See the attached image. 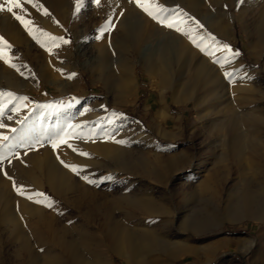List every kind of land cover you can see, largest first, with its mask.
<instances>
[{
	"label": "rangeland",
	"instance_id": "obj_1",
	"mask_svg": "<svg viewBox=\"0 0 264 264\" xmlns=\"http://www.w3.org/2000/svg\"><path fill=\"white\" fill-rule=\"evenodd\" d=\"M171 1L158 0L167 8L182 10L194 18L184 17L185 24L181 27L194 29V35L211 33L220 49L227 44L238 51L240 55L234 58L238 62L221 67L188 36L153 20L132 0H100L99 5L96 0H82L79 12L77 0H59L56 6L39 0L54 20L53 35L69 43L56 46L60 49L65 46L66 53L60 59L52 54L58 60L51 67L56 71L54 78L31 81L28 75H21L9 64L6 66L7 74L14 77L8 79L9 83L16 85L8 89L0 87V93H4L0 96V124L5 125L0 128V135L8 137L0 141V264H17V251L27 237L42 254L40 235L47 244H52L43 225L45 218L39 216L41 211L49 220L70 228L97 225L86 209L69 201L74 191L55 194L48 182L51 166L79 186H89L93 196L103 197L101 201L110 213L112 198L120 196L123 190L133 192L132 196L149 195L144 197L153 203L150 209L154 213L149 209L139 214L137 210L126 219L113 209L119 219L127 222L131 237L134 234L136 255L130 252L128 259L122 256L115 249V241H106L100 232L102 239L99 238L97 251H82L83 259L88 263L91 260L89 264H264V220L246 218L232 222L225 217L235 183L257 177L264 184V39L255 34L264 17V0H239L232 6L226 0H199L203 13L197 14L177 4V0ZM24 3L25 7L31 5L27 0ZM114 7L117 11L113 13ZM129 11L139 15L144 25L156 27L158 33L138 49V61L132 65L135 81L125 93L120 91L114 70H118L121 60L127 59L117 40L125 33ZM28 13L25 18L45 31L37 12ZM207 15H212V23L217 19L223 22L222 27L209 26ZM9 16L17 22L11 13ZM63 17L67 20L63 21ZM109 21L110 28L101 36L100 29ZM195 21L203 28H197ZM83 32L90 35L89 49L80 56L78 37ZM0 36L6 39L1 29ZM175 37H181L182 57L173 66L169 82H163L153 78L144 63L150 53ZM35 44L39 50L44 47ZM11 45L12 57L22 52ZM220 49L215 55L223 58L225 50ZM130 56L135 58L133 54ZM103 65L108 66L104 69L108 80L102 78ZM198 70L206 73L209 80L201 88L194 83ZM226 71H233V77H226ZM71 73L76 75L69 79ZM187 86L191 92L184 96L182 92ZM9 92L14 94L11 98L7 96ZM161 107L167 111L165 117L158 114ZM61 138H67L68 144L53 148V142ZM227 139L229 145L235 141L239 152L231 154L228 144L220 145V141L223 144ZM97 147L113 152L105 155ZM81 151L89 155H81ZM183 151L189 160L175 170L173 156ZM115 156L132 158V162L141 161L145 166L149 163L146 167L149 173L132 176L110 168ZM65 164L79 165V175ZM85 176L95 183H89ZM17 187H22L26 194L20 195ZM37 192L49 197L53 206L49 208L28 199V195ZM5 211L8 213L2 221ZM248 239L253 240V245L244 251L243 242ZM178 246L180 253L185 252L180 256L175 255Z\"/></svg>",
	"mask_w": 264,
	"mask_h": 264
},
{
	"label": "bare ground",
	"instance_id": "obj_2",
	"mask_svg": "<svg viewBox=\"0 0 264 264\" xmlns=\"http://www.w3.org/2000/svg\"><path fill=\"white\" fill-rule=\"evenodd\" d=\"M47 1L51 2L54 6L59 5V0H46V2ZM172 1H174L173 3H175V0H172ZM226 1H228V4L230 6H232L233 4L237 3L239 0H226ZM177 4L183 5L184 7H186L193 13H196V14L198 12L203 13V10L200 9L199 0H177ZM65 6L68 7V4H66ZM26 8L28 9L29 12L30 11L37 12L39 16L37 18L38 22L41 24V27H43L46 32L51 33V34L54 33V31L56 30V27H55V24H53L54 20L51 19V14L49 16H46L42 13V11L40 12V10L32 7V5H28L26 6ZM116 11H117V8L114 7L113 13ZM10 16H9V13L0 15V29L2 31V34L5 36L6 40H9L11 44L15 45L16 48H19L22 51V52H19V54L14 57L15 59L13 61L15 63H19L18 65L23 66L20 68L19 72L25 75H28L27 78H30L31 81H38L39 78H43V79L54 78L56 71L53 70L51 67H52L53 61L55 62L56 60L53 59V57L60 59V57L64 56L66 53V51L64 50L65 46L63 47V49H60V47L57 48L56 46H52L51 44H49L48 47H52V51H48V48L45 46L42 47L41 50H39L37 48V45L35 44V42L37 41L35 40L34 42L33 36L30 34L27 35V30L23 26L18 24V21L17 22L14 21L13 18ZM211 16L212 15H207V19H206L207 24L211 27H214L215 29H219V27H222L223 22L217 19L212 23L211 18L213 17ZM65 19L66 17L65 18L63 17V21ZM255 31H256L255 34L256 33L258 34L259 39H264V17L262 18L261 22H259V24L257 25ZM157 33H158V30L156 27L144 25L142 20H140L139 15L134 14V12H131V11L128 12V16L125 22V33L119 36V39L117 40L118 42H120L121 47L123 48V54L127 55L126 57L127 59H129V60L127 59L121 60L119 62V67H117L118 70L117 71L114 70L115 72L114 74L116 75L115 77H117L120 91L122 90V92L127 93L129 90L128 88L129 85L134 84L135 80L132 75V67L134 66L132 65L133 63L138 61L137 51H139L138 49L144 43L152 40L157 35ZM64 34L65 33L63 32L62 36H64ZM181 37L179 38L175 37V38H171L170 40L165 41L162 44V46H160L155 52L149 54L148 61L147 63H144V64L146 65L149 74L152 75L153 78L157 77L159 80H162L163 82H166L169 80V78L171 77L170 74H171L173 66L177 65L178 62L180 63V60L182 57L181 56L182 53L180 50ZM78 38H79V41H81V43L78 45L79 47L78 49H79V52H81L80 53V56H81L82 54L84 55L86 53V50L89 49V46L87 44L90 40V35L86 32H83L82 34L79 35ZM46 39H47L46 37L40 36V40H46ZM102 49L104 52L107 51L106 46H103ZM220 50H223V49H220ZM223 52L225 55H227L226 51H223ZM53 53L55 55L52 57ZM130 54H133L135 58L131 59ZM237 62H238L237 59H232L231 61V63H237ZM6 66H7V63H5L3 60H0V87L3 86L4 88L8 89L9 87H13L16 84L9 83L8 79L13 76L7 74L9 71L7 72L8 69ZM102 67H103L101 71L102 78L105 80H108L109 75L108 73L104 72V69L107 68L108 66L103 65ZM110 68H112V66ZM194 81H195L194 83L196 84V86L201 88L205 86L209 80H208V77L206 76V73H204L201 70H198L196 71ZM175 86L178 87L176 84ZM194 91L196 92V90ZM190 92H191V88L190 86H187L184 88L182 93L184 96H186ZM166 112L167 111L165 109H162V110L159 109L158 114L160 117H163V116L165 117ZM222 136L220 137L222 138ZM220 142L222 143V141ZM227 142H228V139L223 144L220 143V145H224V144L227 145L228 144ZM228 145H227V148L229 152H231V154H236L237 152H239L237 151L235 147V141H232V144L229 146ZM95 146L97 145L95 144ZM100 146L101 145H99V147ZM222 149L224 148L222 147ZM100 150L101 148H99V151ZM111 151H109L108 148L106 147H103L101 150V152H103L105 155L111 153ZM118 154L120 155V153ZM115 155H116V152H115ZM235 157H238V156L235 155ZM113 159L114 160L112 162V166L110 167L112 169L114 168V169L122 170L124 173L132 175V176L133 175H145L146 176L147 173H149L146 168L149 163L147 164V166H145L144 164L140 163L141 161L140 162L138 161L139 163H136V162L134 163L132 162V158H130L131 159L130 160L123 156H115V158ZM173 159L175 160V170H180L182 168L181 167L182 163L187 162L189 160V157H188V154L183 151L173 156ZM111 160L112 159H110V161ZM105 162L107 164L108 161H105ZM57 169L51 166L49 167L48 174H47L48 182L52 190H54L55 194H58V195H60L63 191H67V190L74 191L75 192L74 197L70 198L69 201H71L72 203H77L78 208L86 209L88 211L87 214L90 213L93 219L92 221H96V223L94 222V224H97V225L94 227L73 225L70 228L61 222L59 223L58 221L55 222V221L49 220L50 218L46 217L47 214L44 211H41L42 213L40 214L38 213V214L41 218L42 217L45 218L43 225L46 228L47 233L51 236L52 244L50 245L47 244L46 243L47 241L45 242L42 235H40L39 240L38 239L36 240H38V244L39 243H41V245L43 244L42 247L44 249V253L42 254V253H39V251L38 252L36 251L34 247V242L31 241L32 240L31 238L27 237L25 240L21 242L20 247L17 251V256L19 257L17 264H89L91 260L88 263V261L85 259L87 261L85 262V260L83 259L84 254L82 253V251L89 250V249H93L97 251V249L100 246V244L98 245V242H100L99 238L102 239V237H105L106 241L108 240V242L115 241L116 251L120 253L122 256L127 257V259L130 257V252H133L136 255L138 251V246L136 244V240L133 238L134 234L131 237V235L128 232L127 222L125 220L123 221L121 218L119 219L118 218L119 216L116 214L117 212L115 213L114 210H117V211L119 210L120 216H124V219H126V217L131 214L133 215V213H135V211L137 210L139 211V214L141 213L140 211L147 212L153 205L152 201L145 198V197H148L149 195L145 196V194H141V195L136 194L137 196L135 195L132 196L130 194L133 192L128 191V190H123L121 192L122 194L120 193L121 194L120 196L118 197L115 196L116 197L115 199L112 198L113 196L111 197L113 199V201L111 200L113 205L111 206L112 211L110 213V211H108L109 209L106 206H104V203L102 202L103 200L101 201L103 197L96 196V195L93 196L94 193L90 191L91 188L89 186H86V185L79 186L76 182L71 180L69 177H67L63 173H60L59 170ZM0 197L2 199V196ZM228 201H229L227 204L228 207H226L227 209H225L226 219L232 222H241L246 218H259L261 220H264V184L260 180V178L254 177L252 179L244 178V179L239 180L231 188ZM155 208H157V206ZM151 210L152 209H150V211ZM151 212H153V210ZM5 213H8V212L6 211L3 212L2 219H1L2 221H4L6 218ZM16 218L18 219L19 216ZM100 232L103 235V236L101 235L102 237H100L99 235ZM243 243H244L243 249L244 251H246L250 249V247L253 245V240L248 239V240H245ZM180 250L181 248H179L178 246L176 248L175 255L180 256L181 254L185 253V252L180 253ZM182 250H183V247H182ZM89 252H92V251H89ZM172 253H174V250Z\"/></svg>",
	"mask_w": 264,
	"mask_h": 264
},
{
	"label": "snow or ice",
	"instance_id": "obj_3",
	"mask_svg": "<svg viewBox=\"0 0 264 264\" xmlns=\"http://www.w3.org/2000/svg\"><path fill=\"white\" fill-rule=\"evenodd\" d=\"M132 2L136 3L138 7H140L147 15H149L153 20H156L158 23L169 27L174 28L176 31L182 32L184 35L188 36L192 43L195 44L201 51L205 52L210 57L214 58V62L219 64L221 67L231 63L232 59L239 56L240 53L238 51H233L231 47L227 44L222 45L223 49L228 53L223 58L217 57L215 55L216 51H219L220 45L216 41V38L208 33L206 36H199L194 35V29L181 27V25L185 24L184 17L188 19L194 20L193 17H188L187 13H183L182 10L176 9L172 10L164 6L163 4L159 3L158 0H132ZM28 4H31L32 7L37 9H42L43 14L49 16L50 13L46 8H43V5L39 3V0H27ZM97 5H99L100 0H96ZM82 0H77L76 11L79 12L81 8ZM7 11L12 14V16L20 22V24L29 32L30 35L33 36L34 39L37 40L38 43H41L42 46L48 48V51H52V47H48L49 44L52 46H57L58 43H69L68 40L64 39L63 37L54 36L51 33L40 29L39 27L34 26V22L30 19H26L25 17L29 15L28 9L25 7L24 0H0V12ZM175 11V14H173ZM171 14V16H170ZM57 23H59L57 21ZM197 28H203V25L199 23V21H195ZM111 26V22L109 21L105 27L100 29L101 36L105 31H107ZM40 36L46 37V40H40ZM12 45L4 39L3 36H0V60H3L5 63L9 64L12 68L16 69L17 71L20 70L22 65H18L14 63V57L10 55V51L12 49ZM61 72L64 70L61 69ZM23 75V73H21ZM75 73L69 74L68 78L71 79L75 76ZM226 77L232 78L233 71H226L224 73ZM4 93H0V96H3ZM14 94L9 92L7 96L11 98ZM27 100V97L22 98ZM2 111V110H0ZM5 127V125L0 124V128ZM13 131H15L13 129ZM8 140L7 136L0 135V141ZM119 143H124V141H118ZM59 144H68L67 138H61L56 142H53L52 147L57 148ZM69 147L71 145L69 144ZM76 151V149H73ZM81 155L88 156L89 153L87 152H80ZM64 163V161H61ZM65 167L70 168L73 172H76L79 175L80 166L79 165H72V164H65ZM4 175H7L5 172ZM11 179V178H10ZM85 180H88L89 183H95V181L90 180L87 176L84 177ZM17 192L20 195H25V191L22 187H17ZM28 199H35L36 203L46 204L47 207L51 208L53 206V202L49 197H47L44 193H35L33 195H28Z\"/></svg>",
	"mask_w": 264,
	"mask_h": 264
},
{
	"label": "crops",
	"instance_id": "obj_4",
	"mask_svg": "<svg viewBox=\"0 0 264 264\" xmlns=\"http://www.w3.org/2000/svg\"><path fill=\"white\" fill-rule=\"evenodd\" d=\"M160 109L162 110V109H165V108L161 107ZM165 110H166V109H165ZM166 113H167V112H166Z\"/></svg>",
	"mask_w": 264,
	"mask_h": 264
}]
</instances>
